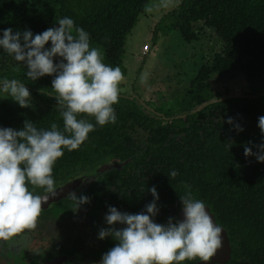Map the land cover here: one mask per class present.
<instances>
[{
  "label": "trees",
  "instance_id": "16d2710c",
  "mask_svg": "<svg viewBox=\"0 0 264 264\" xmlns=\"http://www.w3.org/2000/svg\"><path fill=\"white\" fill-rule=\"evenodd\" d=\"M150 2L0 0V30L28 29L35 35L71 17L76 27L90 34L103 62L119 66L125 74L126 38ZM159 30H177L183 40L200 43L197 72L173 106L155 108L140 97L120 93L114 105L117 122L96 125L79 149L65 150L53 169L56 187L87 174L75 193L88 196L90 203L77 208L69 195L42 209L36 227L30 229L40 242L33 245L37 252L22 264H44L59 255L68 256L64 264L87 260L98 264L116 244L111 237L98 239L100 229L108 227L104 219L108 206L137 214L152 202L148 189L153 186L160 209L155 222L179 219V196L190 189L227 231L232 252L225 264H264V163L244 155L246 145L256 152L255 145L264 142L258 127L264 116V0H180L155 27V37ZM26 71L0 50V79L25 83L34 103V108H21L1 101L0 127L19 130L29 120L43 129L57 123L62 130L61 106L52 96L54 77L33 81ZM239 74L246 78L245 91L233 92L228 86L224 94L216 91L217 81ZM229 117L243 127L242 132L226 123ZM80 118L95 123L85 114ZM106 163L107 171L96 172ZM172 171L177 172L174 178ZM29 188L36 195L45 193L40 187Z\"/></svg>",
  "mask_w": 264,
  "mask_h": 264
},
{
  "label": "clouds",
  "instance_id": "9594fccd",
  "mask_svg": "<svg viewBox=\"0 0 264 264\" xmlns=\"http://www.w3.org/2000/svg\"><path fill=\"white\" fill-rule=\"evenodd\" d=\"M40 34L28 29L0 30V50L24 67L27 78L36 81L53 76L51 89L61 106V130L57 123L49 129L36 127L29 120L21 129L0 127V241H10L34 229L49 201L47 196L34 194L29 185L43 188L49 195L56 193L53 169L65 154L77 150L89 139L96 125L115 124L114 105L119 102L124 74L119 66L103 62V54L91 45L90 34L76 27L73 18L65 16ZM50 46L46 47V45ZM0 92L6 93L21 108H34L30 90L20 80L0 79ZM51 95V94H49ZM93 117L95 123L80 118ZM237 132L243 127L229 117L226 121ZM258 127L264 136V116ZM247 145L245 157L254 156L264 163V142ZM177 172L172 171L171 177ZM153 200L137 214L122 212L108 206L99 240L111 237L115 246L103 254L98 264H184L210 259L222 247L223 228L214 221L206 203L189 189L180 197L183 219L169 217L166 224L155 222L159 214V193L155 186L148 189ZM77 208L90 203L86 195L70 193ZM119 225L120 227H116Z\"/></svg>",
  "mask_w": 264,
  "mask_h": 264
},
{
  "label": "rangeland",
  "instance_id": "374dc122",
  "mask_svg": "<svg viewBox=\"0 0 264 264\" xmlns=\"http://www.w3.org/2000/svg\"><path fill=\"white\" fill-rule=\"evenodd\" d=\"M179 1L151 0L125 41L123 64L127 72L120 85V93L140 97L155 108L173 106L183 86L201 64L202 48L198 41L183 40L177 30H159L154 36L155 27ZM145 43L149 44V53L143 56ZM246 85L245 76L239 74L232 80L225 77L217 81L214 87L224 94L226 86L233 92H242ZM7 100L17 104L6 93L0 92V102ZM39 243L31 230H25L10 241H0V264L25 263L27 256L37 250L33 245ZM73 264H93V261Z\"/></svg>",
  "mask_w": 264,
  "mask_h": 264
},
{
  "label": "water",
  "instance_id": "95a60500",
  "mask_svg": "<svg viewBox=\"0 0 264 264\" xmlns=\"http://www.w3.org/2000/svg\"><path fill=\"white\" fill-rule=\"evenodd\" d=\"M110 168V164L106 163L103 166L96 169V172H105ZM88 175L83 174L80 176H77L71 180H68L62 185H59L56 187V193L55 195H49L48 193H43L40 196H47L49 198V201L46 205H42V209H47L50 207L51 204L60 201L61 199L66 198L70 195V193L77 191L83 184L84 180L86 179ZM207 206V205H206ZM208 210L210 211V208L207 206ZM214 221L215 216L210 211ZM179 219H183V212L182 209L178 212ZM217 223V222H216ZM221 226V225H220ZM222 227V226H221ZM223 228V227H222ZM223 243L222 247L217 251V253L210 259V261L206 262V264H225L231 259V246L228 238L227 231L223 228ZM68 259L67 255H59L53 257L51 260H45L44 264H64V262ZM196 264H204V262L198 261Z\"/></svg>",
  "mask_w": 264,
  "mask_h": 264
},
{
  "label": "built area",
  "instance_id": "2783aa9c",
  "mask_svg": "<svg viewBox=\"0 0 264 264\" xmlns=\"http://www.w3.org/2000/svg\"><path fill=\"white\" fill-rule=\"evenodd\" d=\"M143 48L145 49L144 53H146L147 50L149 49L147 45H144Z\"/></svg>",
  "mask_w": 264,
  "mask_h": 264
}]
</instances>
